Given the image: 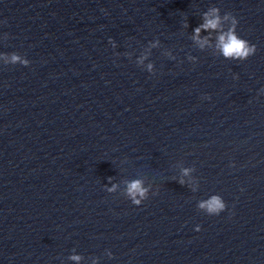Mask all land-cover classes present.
Instances as JSON below:
<instances>
[{"label":"water","instance_id":"water-1","mask_svg":"<svg viewBox=\"0 0 264 264\" xmlns=\"http://www.w3.org/2000/svg\"><path fill=\"white\" fill-rule=\"evenodd\" d=\"M212 6L253 55L192 39ZM13 51L30 63L0 59V264H264V0H0Z\"/></svg>","mask_w":264,"mask_h":264},{"label":"clouds","instance_id":"clouds-1","mask_svg":"<svg viewBox=\"0 0 264 264\" xmlns=\"http://www.w3.org/2000/svg\"><path fill=\"white\" fill-rule=\"evenodd\" d=\"M237 25L238 19L235 15H233L232 12L229 11L221 14V10L218 6H212L202 14V23L194 28L192 39L201 49H203L206 45L210 44V36L201 37V31H218L215 47L219 50L221 55L225 59L243 61L256 52V45L250 43L247 39L241 38L238 35L236 31ZM5 34L8 35L7 33ZM109 43H113V47H115L111 37L109 38ZM156 43H158V41ZM153 46H156V44ZM146 57L147 54L140 57L138 62L142 64ZM0 59L4 60L5 65L21 64L27 66L30 63L26 57L21 56L15 51L11 52L10 54L0 52ZM188 59L194 60L195 57L189 56ZM147 69L149 72H151L153 69V64L149 63L147 65ZM234 78L238 77L234 76ZM205 98L210 99V97ZM189 171L190 170L187 168L183 169L184 175H187ZM107 179L109 182L112 181L111 176H109ZM179 183L183 185V179H181ZM105 187L108 192H113L116 190L117 185L112 184L110 188L107 186ZM148 191L149 189L148 187L144 186L142 179H133L126 182V195L129 197V200L133 205L139 206L144 200L148 199ZM154 195L156 194L154 193ZM197 207L208 215H219L226 209L227 205L221 195L214 194L207 199L199 201ZM196 230H200V225H196ZM109 255H111V253H109ZM69 259L76 261L77 264H79L82 257L80 255L73 254L69 257Z\"/></svg>","mask_w":264,"mask_h":264}]
</instances>
